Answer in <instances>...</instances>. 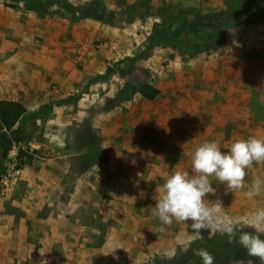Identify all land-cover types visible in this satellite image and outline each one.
Here are the masks:
<instances>
[{
    "label": "rangeland",
    "instance_id": "1",
    "mask_svg": "<svg viewBox=\"0 0 264 264\" xmlns=\"http://www.w3.org/2000/svg\"><path fill=\"white\" fill-rule=\"evenodd\" d=\"M0 1L5 3V0ZM9 1L8 6H15L14 1L23 6L33 5L39 12L49 14L53 11L69 14L75 8L80 20H93L106 28V37L88 42V52H85L86 56L101 58L105 70L82 82L84 91L90 85L99 90L95 93L98 111L88 108L87 121L77 136L79 147L84 152L89 151L90 157H78L76 161L80 166L89 167L91 181L99 173L102 179H107L104 170L111 161L107 148L120 136L131 142L136 139L134 150L139 156L148 157L141 159L148 167L138 180L153 193L172 171L182 169L183 163L190 168L192 153L204 141L218 139L222 151H226L236 139L264 134L261 126L264 96L239 95L246 99L245 107L231 110L232 98L236 97L229 93L228 85L233 77H257V73L258 77H264V23L236 20L205 26L195 22V16L209 13L264 9V0ZM89 2L90 8L85 5ZM97 44L104 46V54L94 51L93 46ZM147 82L159 89V95L152 101L138 93V88ZM79 94L75 99L81 97L82 92ZM130 105L135 106L133 114H137L138 119L148 118L147 121L128 125L129 109L125 106ZM249 108L251 116L246 121ZM11 139L27 141L22 134ZM10 144L0 143V176ZM260 165L254 163L248 169L245 187L235 193L226 191L225 184L211 177L216 192L206 200H222L229 217L248 216L264 207V194L253 199L245 195L253 177L264 178ZM110 180L111 175L108 182ZM139 193L137 200L143 199L144 193ZM157 219L155 217L154 221ZM191 223L173 222L165 227L167 230L161 236L156 234L152 240L149 234L138 235L131 241L124 236L119 245L120 254L91 255L88 263L202 264L194 250L206 248L215 257L214 264H260L239 245L238 238L229 242L228 236L220 233L209 238L208 231H202V238L185 245L184 235L191 234ZM59 257L67 258L65 254ZM77 260L83 264L80 255Z\"/></svg>",
    "mask_w": 264,
    "mask_h": 264
},
{
    "label": "crops",
    "instance_id": "2",
    "mask_svg": "<svg viewBox=\"0 0 264 264\" xmlns=\"http://www.w3.org/2000/svg\"><path fill=\"white\" fill-rule=\"evenodd\" d=\"M9 3L0 1V101L25 107L9 135H24L36 155L15 191L0 197V264H81L78 255L83 264H89L91 255L120 254L124 236L130 241L138 235L149 234L151 240L156 234L161 236L167 226L154 221L153 193H158H151L138 180L148 167L141 159L148 157L134 150L136 139L131 142L120 136L112 147L109 144L107 179L99 173L91 181L89 167L76 161L90 157L89 151L79 147L77 136L87 121L88 108L98 111V87L90 85L84 91L82 82L103 73L105 63L95 55L76 62L74 47L88 50V42L106 37V28L93 20L71 23L57 11L49 14L33 5ZM263 84L264 77L258 73L257 77L229 79V93L236 97L230 109L245 107L246 99L239 95L264 96ZM53 85L60 89L58 98L47 95ZM125 107L128 125L147 121L133 114L135 106ZM249 112L250 108L246 121ZM183 166L190 171L188 164ZM260 166L264 169V164ZM139 191L143 199L137 200ZM62 254L65 260L58 258Z\"/></svg>",
    "mask_w": 264,
    "mask_h": 264
},
{
    "label": "clouds",
    "instance_id": "3",
    "mask_svg": "<svg viewBox=\"0 0 264 264\" xmlns=\"http://www.w3.org/2000/svg\"><path fill=\"white\" fill-rule=\"evenodd\" d=\"M254 163L264 164V136L236 139L226 151H222L218 139L204 141L192 153L190 171L176 168L157 187L153 215L162 226L192 221L191 234L184 235L185 245L202 238V231H208L209 238L220 233L227 235L229 242L238 238L247 254L264 264V207L248 216L229 217L222 200H206L216 192L211 177L225 184L226 191L235 193L245 187L248 169ZM262 194L264 178L255 176L245 195L253 199ZM194 255L200 257L202 264H214L215 257L206 248L195 249Z\"/></svg>",
    "mask_w": 264,
    "mask_h": 264
},
{
    "label": "trees",
    "instance_id": "4",
    "mask_svg": "<svg viewBox=\"0 0 264 264\" xmlns=\"http://www.w3.org/2000/svg\"><path fill=\"white\" fill-rule=\"evenodd\" d=\"M86 7L90 8L91 2L85 4ZM79 9V8H78ZM77 9H72L69 14L62 13L63 17H66L75 23L81 18L78 17L76 12ZM182 13H187L183 11ZM236 20H253L255 23H264V9L252 10V9H242L241 11H229V12H219V13H209L202 16H195V22L205 26H212L214 24L223 23ZM138 93L147 100H154L159 95V89L149 82L142 84L138 88ZM25 107L15 101H0V141L2 143L8 142L12 143L11 136L8 135L15 127L19 119L25 114ZM11 145V144H10Z\"/></svg>",
    "mask_w": 264,
    "mask_h": 264
},
{
    "label": "built area",
    "instance_id": "5",
    "mask_svg": "<svg viewBox=\"0 0 264 264\" xmlns=\"http://www.w3.org/2000/svg\"><path fill=\"white\" fill-rule=\"evenodd\" d=\"M93 49L104 54V46L102 44L94 45ZM86 51V47H74L76 62L81 63L83 61ZM47 93L52 98H58L60 89L57 85H53ZM35 153L36 150L29 141H12L6 154L4 170L0 176V197L7 196L15 191L22 178L24 169L33 162Z\"/></svg>",
    "mask_w": 264,
    "mask_h": 264
}]
</instances>
